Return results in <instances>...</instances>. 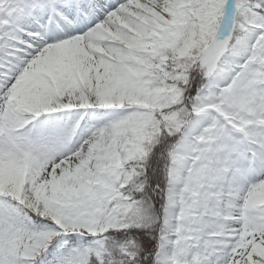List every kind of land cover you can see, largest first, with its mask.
Segmentation results:
<instances>
[{
    "label": "snow or ice",
    "instance_id": "6c2138e0",
    "mask_svg": "<svg viewBox=\"0 0 264 264\" xmlns=\"http://www.w3.org/2000/svg\"><path fill=\"white\" fill-rule=\"evenodd\" d=\"M0 264H264V0H0Z\"/></svg>",
    "mask_w": 264,
    "mask_h": 264
}]
</instances>
